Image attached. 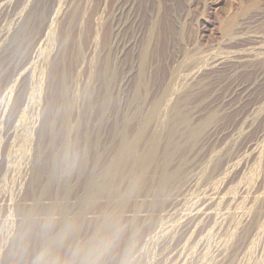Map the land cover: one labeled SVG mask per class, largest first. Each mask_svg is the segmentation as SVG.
Listing matches in <instances>:
<instances>
[{"label": "rangeland", "instance_id": "obj_1", "mask_svg": "<svg viewBox=\"0 0 264 264\" xmlns=\"http://www.w3.org/2000/svg\"><path fill=\"white\" fill-rule=\"evenodd\" d=\"M0 4V264H264V0Z\"/></svg>", "mask_w": 264, "mask_h": 264}, {"label": "bare ground", "instance_id": "obj_2", "mask_svg": "<svg viewBox=\"0 0 264 264\" xmlns=\"http://www.w3.org/2000/svg\"><path fill=\"white\" fill-rule=\"evenodd\" d=\"M3 1V0H2ZM5 1V0H4ZM7 3H8V1H7ZM2 4H3V2H2ZM2 4H0V5H2ZM4 4H5V2H4Z\"/></svg>", "mask_w": 264, "mask_h": 264}]
</instances>
